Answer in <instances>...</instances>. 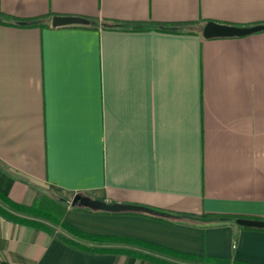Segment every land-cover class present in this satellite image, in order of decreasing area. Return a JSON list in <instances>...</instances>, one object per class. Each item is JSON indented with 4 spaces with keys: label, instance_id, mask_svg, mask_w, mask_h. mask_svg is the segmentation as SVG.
<instances>
[{
    "label": "crops",
    "instance_id": "1",
    "mask_svg": "<svg viewBox=\"0 0 264 264\" xmlns=\"http://www.w3.org/2000/svg\"><path fill=\"white\" fill-rule=\"evenodd\" d=\"M0 12L44 17L0 22V192L58 197L65 224L100 238L0 216V264H264V231L186 218L264 220V30L202 36L208 22L264 25V0H0ZM75 195L148 210H82Z\"/></svg>",
    "mask_w": 264,
    "mask_h": 264
},
{
    "label": "trees",
    "instance_id": "2",
    "mask_svg": "<svg viewBox=\"0 0 264 264\" xmlns=\"http://www.w3.org/2000/svg\"><path fill=\"white\" fill-rule=\"evenodd\" d=\"M44 17H38L36 19H29V20H19L16 18L9 19L4 15L2 12H0V22H8L9 20L15 21L17 23H24V25H36ZM74 208L76 205L73 206ZM66 209V206L62 203L61 199L53 198L49 195H39L37 196L33 202L29 206H24L21 204H18L12 200H10L6 195L0 192V216L5 217L6 219H9L11 221L22 223L25 225H30L39 229H43L48 232H52V229H50L47 225L39 221L46 220L53 224H56L60 226L62 229L70 232L76 237L79 238H86L92 241H98L100 240L99 237L89 236L85 235L81 232H78L71 227H69L67 224H65L62 221V215ZM82 210H88L92 212L97 213H115V212H109V211H101V210H92L88 208H80ZM19 213L29 215L31 217H27L24 215H20ZM186 218H189L193 221H212V222H234L236 218H244L242 216H233V215H217V214H208L204 216L203 218L200 217H189L186 216ZM246 229H253V230H262L264 229H257V228H247ZM60 240L68 243L69 245L75 246L80 248L78 244L66 239L62 235H56Z\"/></svg>",
    "mask_w": 264,
    "mask_h": 264
},
{
    "label": "water",
    "instance_id": "3",
    "mask_svg": "<svg viewBox=\"0 0 264 264\" xmlns=\"http://www.w3.org/2000/svg\"><path fill=\"white\" fill-rule=\"evenodd\" d=\"M50 23L52 27H60L70 25H87L89 21L87 19L74 16H53ZM260 30H264V25L238 27L233 25L208 22L202 28V36L204 38L243 36ZM71 204H79L92 210L109 212L148 210L143 209L142 207L137 205L108 203L101 200H90L80 195H75L71 201ZM234 222L236 225L241 227L264 229V220L236 218Z\"/></svg>",
    "mask_w": 264,
    "mask_h": 264
},
{
    "label": "rangeland",
    "instance_id": "4",
    "mask_svg": "<svg viewBox=\"0 0 264 264\" xmlns=\"http://www.w3.org/2000/svg\"><path fill=\"white\" fill-rule=\"evenodd\" d=\"M20 215H24V216H27V217H31V216H29V215H26V214H22V213H19ZM39 221H41L42 223H44V224H46V225H50V226H55V225H53V223H51V222H49V221H46V220H41V219H39Z\"/></svg>",
    "mask_w": 264,
    "mask_h": 264
}]
</instances>
